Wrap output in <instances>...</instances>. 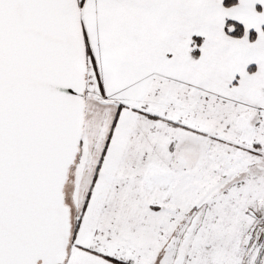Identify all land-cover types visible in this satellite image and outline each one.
Returning a JSON list of instances; mask_svg holds the SVG:
<instances>
[{
	"label": "snow or ice",
	"instance_id": "snow-or-ice-1",
	"mask_svg": "<svg viewBox=\"0 0 264 264\" xmlns=\"http://www.w3.org/2000/svg\"><path fill=\"white\" fill-rule=\"evenodd\" d=\"M0 264H264V0H0Z\"/></svg>",
	"mask_w": 264,
	"mask_h": 264
}]
</instances>
